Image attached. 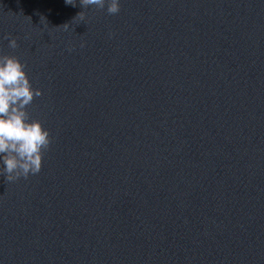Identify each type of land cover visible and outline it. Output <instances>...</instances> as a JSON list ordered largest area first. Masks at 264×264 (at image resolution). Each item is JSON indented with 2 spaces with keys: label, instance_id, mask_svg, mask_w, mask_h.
<instances>
[{
  "label": "water",
  "instance_id": "water-1",
  "mask_svg": "<svg viewBox=\"0 0 264 264\" xmlns=\"http://www.w3.org/2000/svg\"><path fill=\"white\" fill-rule=\"evenodd\" d=\"M134 1L120 0V12L110 15L107 5L84 8L80 0H0V53L25 63L33 87L43 90L28 111L52 137L39 174L13 182L0 175V264H58Z\"/></svg>",
  "mask_w": 264,
  "mask_h": 264
},
{
  "label": "clouds",
  "instance_id": "clouds-1",
  "mask_svg": "<svg viewBox=\"0 0 264 264\" xmlns=\"http://www.w3.org/2000/svg\"><path fill=\"white\" fill-rule=\"evenodd\" d=\"M75 6L76 0H66ZM84 8L104 9L115 15L120 12V0H80ZM77 16L83 20L85 13ZM65 29L70 25H63ZM7 38V37H6ZM9 47H19L15 38ZM43 90L34 88L26 71V64L12 55L0 53V175L13 182L23 177L39 174L44 155L52 144L49 130L40 120H32L28 107Z\"/></svg>",
  "mask_w": 264,
  "mask_h": 264
}]
</instances>
